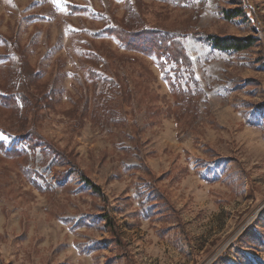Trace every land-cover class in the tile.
<instances>
[{
  "label": "rangeland",
  "instance_id": "374dc122",
  "mask_svg": "<svg viewBox=\"0 0 264 264\" xmlns=\"http://www.w3.org/2000/svg\"><path fill=\"white\" fill-rule=\"evenodd\" d=\"M117 23L180 63L124 49ZM0 55V93L27 98L0 102V141L27 153L0 150V264H264V0H0Z\"/></svg>",
  "mask_w": 264,
  "mask_h": 264
},
{
  "label": "trees",
  "instance_id": "16d2710c",
  "mask_svg": "<svg viewBox=\"0 0 264 264\" xmlns=\"http://www.w3.org/2000/svg\"><path fill=\"white\" fill-rule=\"evenodd\" d=\"M77 10V8H74ZM243 13L240 8L232 11H228L225 13V17L227 19L232 20L233 18L241 16ZM132 28V27H130ZM128 29V27L122 26L120 24H116L113 27H109L105 29V32L108 36L115 38V40L119 43L121 47H123L126 50H132L140 52L146 56L157 58L160 61V65H162L161 60H166V62L172 64L173 62L176 64H179L180 62L177 61L176 58H173V56L170 54V48L173 45L172 40L168 38V35H162L160 33H157L155 31L149 30L148 28L140 29L139 31H131V29ZM138 29V28H137ZM255 38L252 36L246 37V38H220L216 35H208L207 41L211 48L213 50L217 51H223V52H242L249 48H251L254 45ZM87 59L93 60L97 64L101 60V56L98 53L90 52L86 54ZM14 58V59H13ZM5 59L4 55H0V60ZM13 59V60H11ZM10 60L12 62L13 67L17 68V61L14 56L10 57ZM85 72L88 74L89 78L92 81H98L102 80L104 81V78L100 73H98L93 67L89 65H85ZM185 68V66H177L178 75L182 72V70ZM19 70V68H18ZM36 77L34 76V73L32 77H30L31 82L34 81ZM19 99L22 101V104L24 107L26 106L27 98L23 93H9V94H1L0 93V102L2 106H12V104L20 105ZM42 140L40 136H38L35 132H31L29 134L22 136V141L24 144L32 149L33 152L37 148V143L34 140ZM20 143L8 145L3 141H0V150L5 152V154L8 157H13V155H20L25 154L26 149L21 151L17 147H19ZM49 145V144H48ZM11 147V148H10ZM50 152L52 150L50 149ZM27 154V153H26ZM81 179L84 180L92 188V190L96 193L101 195L102 191L98 185L90 181L84 174L81 175ZM103 218L106 222V224L114 230L116 235L119 233V227L114 220V218L111 216L110 212L103 213Z\"/></svg>",
  "mask_w": 264,
  "mask_h": 264
},
{
  "label": "snow or ice",
  "instance_id": "6c2138e0",
  "mask_svg": "<svg viewBox=\"0 0 264 264\" xmlns=\"http://www.w3.org/2000/svg\"><path fill=\"white\" fill-rule=\"evenodd\" d=\"M54 4H59L60 0H52Z\"/></svg>",
  "mask_w": 264,
  "mask_h": 264
}]
</instances>
